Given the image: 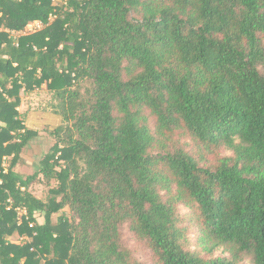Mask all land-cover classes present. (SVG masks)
<instances>
[{
    "label": "trees",
    "instance_id": "16d2710c",
    "mask_svg": "<svg viewBox=\"0 0 264 264\" xmlns=\"http://www.w3.org/2000/svg\"><path fill=\"white\" fill-rule=\"evenodd\" d=\"M57 1L0 0V264H140L124 230L153 264H264V0Z\"/></svg>",
    "mask_w": 264,
    "mask_h": 264
},
{
    "label": "rangeland",
    "instance_id": "374dc122",
    "mask_svg": "<svg viewBox=\"0 0 264 264\" xmlns=\"http://www.w3.org/2000/svg\"><path fill=\"white\" fill-rule=\"evenodd\" d=\"M54 4H58L57 0H54ZM29 24L23 33H32L38 30L36 24ZM19 100V107L17 112L20 115V119L26 128L35 130L36 136L32 142L26 148L25 153L23 154V159L21 163L16 167V171L23 177L32 176L36 171L39 160L42 156L49 150L53 144V139L47 134L48 130L56 128L61 124L60 117L54 112L55 101L51 93L47 90L46 84H43L38 89L33 91H20L17 95ZM57 185L56 180H52L47 183L38 175L33 183L29 187V191L33 196L42 201H46L48 197V191ZM181 213H187L186 208H180ZM57 215L53 216L52 220L55 221ZM190 239L193 244L192 248H197V245L194 243L196 239L197 230L191 228ZM123 240L125 243L134 249V256L138 263L140 264H153L151 259V253L139 245L136 244L132 235L127 231H123ZM12 242H21V239L14 236L10 239ZM227 254L223 249L215 250L212 254L214 258L226 256ZM242 264H249L245 260Z\"/></svg>",
    "mask_w": 264,
    "mask_h": 264
},
{
    "label": "built area",
    "instance_id": "2783aa9c",
    "mask_svg": "<svg viewBox=\"0 0 264 264\" xmlns=\"http://www.w3.org/2000/svg\"><path fill=\"white\" fill-rule=\"evenodd\" d=\"M34 24H36L38 26V29L41 27V25L39 23H37V22H35Z\"/></svg>",
    "mask_w": 264,
    "mask_h": 264
}]
</instances>
